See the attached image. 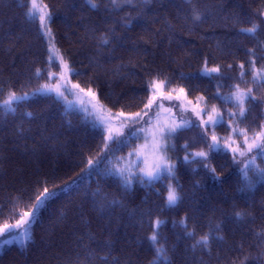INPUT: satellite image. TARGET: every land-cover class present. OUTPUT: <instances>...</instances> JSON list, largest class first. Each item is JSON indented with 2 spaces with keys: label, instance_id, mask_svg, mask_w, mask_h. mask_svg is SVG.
Here are the masks:
<instances>
[{
  "label": "trees",
  "instance_id": "obj_1",
  "mask_svg": "<svg viewBox=\"0 0 264 264\" xmlns=\"http://www.w3.org/2000/svg\"><path fill=\"white\" fill-rule=\"evenodd\" d=\"M36 3L51 13L50 28L40 22L38 9L35 19L27 15L31 0H0V103L13 92L28 94L11 103L15 111L0 105V228L32 211L44 188L55 196L36 213L27 239L0 249V264H152L154 230L171 264H264V180L249 171L253 187L247 189L239 172L255 149L237 155L239 163L230 150L209 152L207 162L219 177L213 180L199 158L183 162L185 144L190 153L209 151L202 129H185L168 143L175 179L133 180L126 189L107 173L118 157L139 150L142 139L116 151L129 127L123 125L107 146V131L100 134L103 110L126 117L142 112L152 95L150 82L167 81L162 94L181 99L163 101L161 123L166 114L174 122L196 123L191 109L215 107L226 125L209 129L208 141L215 134L221 144L235 140L233 147L246 150L230 129H245L251 141L264 125V82L253 79L254 68L264 70V0H96L95 8L86 0ZM253 25H259L255 33L241 31ZM205 61L220 73L202 75ZM64 72L71 85H79V97L65 101L35 93L58 85ZM237 84L259 102H245L239 124L228 117L239 109L214 98L217 91L230 95ZM89 160L99 161L91 174ZM256 163L264 167L259 156ZM177 181L182 199L168 207L167 185ZM157 219L164 221L158 229ZM204 235L209 246L193 247Z\"/></svg>",
  "mask_w": 264,
  "mask_h": 264
},
{
  "label": "snow or ice",
  "instance_id": "obj_2",
  "mask_svg": "<svg viewBox=\"0 0 264 264\" xmlns=\"http://www.w3.org/2000/svg\"><path fill=\"white\" fill-rule=\"evenodd\" d=\"M89 4L93 8L97 7L98 4L96 0H88ZM115 4L116 0H112ZM125 2H130V0H125ZM47 6H43L39 8V20L43 24V26L48 29L50 28V23L52 21V16L50 12L45 11L44 9ZM37 8L38 5L36 0H31V8L29 9L27 15L30 18L35 19L37 16ZM260 15L264 17V11L260 12ZM195 19H200L199 14L195 15ZM259 25H253L251 28L242 29L243 32L255 33ZM102 43L107 44V39H104ZM253 65L255 61L253 60ZM65 69H67V65H64ZM231 68V66H227ZM241 69H243L244 65H239ZM213 73H220V67H208L207 61H205L204 67L201 69L202 75H207L210 78ZM243 75V73H241ZM183 79H188L190 77L184 76L182 74ZM223 78V77H219ZM254 81L259 79L261 82H264V70L255 69L254 68ZM166 86L170 87V82L164 81H152L148 85V87L152 91V95L149 97L147 102L144 105V109L142 112H137L131 116H125L123 112L119 113L115 117H101V125L100 134L103 136L105 130L107 131V139L106 146L108 141H113L115 139L113 128H112V120H119L122 124L129 127L128 135L124 138L123 141L117 142L116 151L119 150V145L125 144L127 146H131L132 138L137 140L143 139L146 142V145L149 146V152L146 155L143 151L133 149L132 152L127 154V157H118L117 164L114 165L111 169L108 170L109 175H113L119 178L120 183L127 189L131 187L132 181L137 180L141 183L153 184L155 181L166 180V179H175V165L169 160L166 153L168 151L167 141L172 139L178 132H182L185 129L191 128H200L202 129L200 139L207 144L208 152L198 151L195 153L188 152V145L185 144L184 150L186 155L183 157L184 163H190L193 160H197L198 162L204 164L205 168L212 174L213 180H218L219 177L216 175V169L210 167L208 164V155L209 152H224L227 153L229 150L232 153V158L234 163H239L236 160L237 155L245 156L247 153L253 152L256 150V155L251 156L248 160L244 161L242 166L239 167V172L242 174L245 181H247L245 187L250 189L253 187V181H251L249 177V171H253L261 180H264V167H261L256 163L257 156L264 159V125H261V130L259 132H255L251 141L249 140L248 132L245 129H241L239 127H232L230 129L231 133L234 136H241L243 138V144L246 150H240L239 145L237 147H233L232 144L235 143V140L232 142L225 141L224 144L220 143V139L215 134L210 137V142L208 141L207 132L209 129H215L217 126H225L226 121L224 115L215 107H212L210 110H205L203 108L197 109L193 108L191 111L197 117V122L193 123L191 120H181L179 122H173L170 124H164L159 121V110L163 107L164 100H177L180 101V96L173 97L170 93L168 95L162 94V89ZM74 87L79 88V85H74ZM234 91L228 96H221L219 91H217L216 96L214 98H219L224 103H231L235 108L239 109L237 112H228V117L232 120H236L237 124H239L240 120L245 117V113L247 109L245 108V102H251L253 104H258L256 97L252 94V90L248 89L247 91L242 90L239 84L234 85ZM38 91H47L52 92L55 91L57 95L63 96V92L60 90V85H57L55 89L50 88L48 85H43L42 89ZM83 92V89H80ZM171 91H175V89H171ZM185 90L183 87L179 89V92L183 93ZM27 93L21 96H17L14 92L10 93L9 100L5 101L4 104L8 106V110L15 111L14 108H11V103L13 101H22L27 97ZM89 96L94 95L91 91L88 92ZM159 97V99H158ZM198 101H203V97H197ZM205 104L207 102L205 101ZM155 106V110L153 108ZM177 107L183 109V104H177ZM167 111L171 112V109ZM152 115H149V113ZM30 115V113L28 114ZM147 117V119H145ZM155 118V121H154ZM139 125V127H136ZM106 126V127H103ZM95 127V125H94ZM122 135V134H121ZM143 147V146H142ZM174 147V146H173ZM121 161L123 164L121 165ZM99 161L93 162L89 160V174H91V169L98 164ZM179 182L174 186L172 184L167 185V205L169 207L176 206L182 199L180 192L177 191L179 188ZM244 190V189H242ZM55 196L54 192H49L47 188H44V193L42 196L38 197L35 201V204L30 212H24L23 215L16 221L15 224H7L3 225V228H0V239H3L5 243H7V238L12 236L13 233L20 229L22 225H28L35 221L36 213L41 210L42 206L46 205V203L53 199ZM243 213L237 212L236 216L238 218L243 217ZM164 223V221L157 219L155 221V228H159V226ZM182 224H185L186 221H181ZM219 226L217 225V229ZM188 236L194 237V232H188ZM149 240L152 242L154 246H156V257L157 259L152 262V264H157V261L163 260L167 262V264H171L168 260V256L166 254V250L159 246V242L157 239V232L154 230L149 237ZM201 245L202 247L209 246V235L202 236L199 240L196 241V244L193 245Z\"/></svg>",
  "mask_w": 264,
  "mask_h": 264
},
{
  "label": "rangeland",
  "instance_id": "obj_3",
  "mask_svg": "<svg viewBox=\"0 0 264 264\" xmlns=\"http://www.w3.org/2000/svg\"><path fill=\"white\" fill-rule=\"evenodd\" d=\"M88 2V0H86ZM37 2V0H36ZM117 3H120V4H126V3H130V2H125V0H116ZM39 10V6L37 8ZM46 9V8H45ZM47 11V9H46ZM48 12V11H47ZM66 73L64 72V76L62 78V80L59 82L58 85H60V90L61 92H63V96H60V95H57V93L55 91H52V92H47V91H36L35 93L36 94H47V95H55L56 97H58L60 100H65L67 101L68 100V96H77L79 97V89H77L76 87H74L73 85L70 84L68 78L66 77ZM57 85L55 86H49L50 88H53L55 89ZM42 89V88H41ZM40 90V89H39ZM184 95V93L182 94ZM9 99V98H8ZM88 99H91L92 100V97H88ZM0 105H4L3 103H0ZM118 114L117 113H113V112H109L107 110H103V112L101 113V117H115L117 116ZM116 120V119H115ZM162 123H165V124H170V123H173V119L171 117H169L168 114L162 116ZM116 125L114 127V133L117 134L119 133L120 131H122L123 129V125L119 120H116ZM169 143V140L167 141V144ZM169 145V144H168ZM143 146V147H142ZM140 148V149H139ZM139 150L143 151L146 155L148 154L149 152V146L146 145V142L145 140L142 139V142L139 146ZM167 157L168 156V151L166 153ZM173 185V184H172ZM166 204H167V201H166ZM168 206V205H167ZM169 207V206H168ZM3 228V227H2ZM31 228V225L28 224V225H22L20 229L16 230L12 236H9L7 238V243L4 242L3 239H0V249L4 246V245H10L12 243H14L16 240L18 239H27V236H28V232ZM27 235V236H26Z\"/></svg>",
  "mask_w": 264,
  "mask_h": 264
}]
</instances>
